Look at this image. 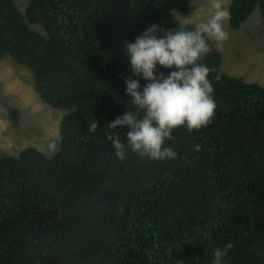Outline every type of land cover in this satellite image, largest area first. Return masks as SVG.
<instances>
[{"label":"trees","instance_id":"16d2710c","mask_svg":"<svg viewBox=\"0 0 264 264\" xmlns=\"http://www.w3.org/2000/svg\"><path fill=\"white\" fill-rule=\"evenodd\" d=\"M193 8L191 0H28L20 10L0 0V60L27 66L42 102L64 112L55 150L43 133L41 147L0 150V264H212L228 243L222 264H264V83L222 71L210 39L198 63L214 69L215 115L200 130L173 129L164 147L177 159L128 150L120 161L106 136L127 145L129 129L107 127L134 111L125 43L152 25L193 30L173 13ZM255 8L264 19V0H230L228 27L239 29ZM171 70L158 65L157 75ZM133 78L142 91L147 81Z\"/></svg>","mask_w":264,"mask_h":264},{"label":"clouds","instance_id":"9594fccd","mask_svg":"<svg viewBox=\"0 0 264 264\" xmlns=\"http://www.w3.org/2000/svg\"><path fill=\"white\" fill-rule=\"evenodd\" d=\"M211 10L210 17L193 30L178 28L164 32L160 26L152 25L134 42L125 43L133 75L125 78L124 83L134 111L126 110L107 127L129 129L127 145L117 133H106L118 160H125L128 150L154 161L175 160L177 153L164 147L166 140L173 139V129L186 125L191 132L212 123L217 105L208 76L214 69L198 61L211 51L209 39L220 45L229 39L224 23L230 20V12L223 0H211ZM158 65L172 70L167 76L162 72L157 75ZM133 77L147 81L142 91L139 79ZM97 127L94 120L89 131L95 132ZM49 147L55 150L56 145L53 142ZM194 150L200 151L201 146L195 145ZM233 247L228 243L215 248L212 264H222Z\"/></svg>","mask_w":264,"mask_h":264},{"label":"rangeland","instance_id":"374dc122","mask_svg":"<svg viewBox=\"0 0 264 264\" xmlns=\"http://www.w3.org/2000/svg\"><path fill=\"white\" fill-rule=\"evenodd\" d=\"M23 10L28 0H15ZM230 0H223L227 8ZM195 7L188 13L174 10L181 26L205 22L212 14L211 0H191ZM39 29L37 26H33ZM229 39L218 44L222 71L240 76L248 82L264 83V19L255 8L237 30L224 23ZM34 75L25 65L14 61L8 54L0 60V150L11 149L16 153L22 144L36 142L42 146L49 141L41 134L58 139V122L64 112L52 109L42 102L34 88Z\"/></svg>","mask_w":264,"mask_h":264}]
</instances>
